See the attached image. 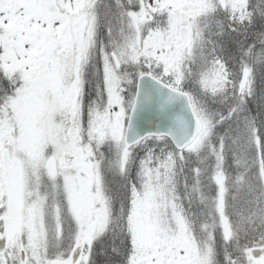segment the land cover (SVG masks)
Returning <instances> with one entry per match:
<instances>
[{"label": "snow or ice", "instance_id": "snow-or-ice-1", "mask_svg": "<svg viewBox=\"0 0 264 264\" xmlns=\"http://www.w3.org/2000/svg\"><path fill=\"white\" fill-rule=\"evenodd\" d=\"M0 264H264V0H0Z\"/></svg>", "mask_w": 264, "mask_h": 264}]
</instances>
